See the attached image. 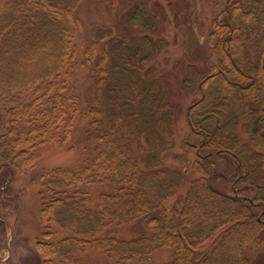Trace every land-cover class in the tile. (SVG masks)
Returning <instances> with one entry per match:
<instances>
[{
    "label": "trees",
    "instance_id": "16d2710c",
    "mask_svg": "<svg viewBox=\"0 0 264 264\" xmlns=\"http://www.w3.org/2000/svg\"><path fill=\"white\" fill-rule=\"evenodd\" d=\"M81 1L0 0V187L67 145L80 121L88 141L76 166L33 175L42 264H83L91 249L106 264H147L164 248L173 258L162 264L264 260V0H210L204 40L192 41L182 80L193 97L190 130L180 143L194 154L192 178L165 164L178 122L172 95L153 74L165 45L161 22L143 2L131 1L123 18L149 33L134 39L94 25L84 49L92 96L83 107L70 92ZM111 4L119 12L120 0ZM137 220V237L102 235ZM6 225L0 218V236ZM58 230L69 234L54 241Z\"/></svg>",
    "mask_w": 264,
    "mask_h": 264
},
{
    "label": "rangeland",
    "instance_id": "374dc122",
    "mask_svg": "<svg viewBox=\"0 0 264 264\" xmlns=\"http://www.w3.org/2000/svg\"><path fill=\"white\" fill-rule=\"evenodd\" d=\"M131 1L134 2V0H120L119 12L113 9L111 0H82L79 5L77 14L82 24L76 29L75 40L80 53L70 77V92L76 96L83 107L88 104L93 93L94 68L84 54V49L90 41L92 27L101 24L110 26L114 33L121 32L134 39L142 33H149L148 31L140 32L139 25H129L124 20V10ZM138 1L139 4L143 2L141 5L147 8L145 9L146 15H149L151 11L153 12L151 14L157 15L161 22L158 36L161 35L165 45L152 59L153 74L163 80V84L175 101V115L178 122L177 147L165 158V164L186 168L187 175L192 178L197 176L190 171L194 154H187L180 143L189 134L187 109L193 97L183 87L182 80L189 73L188 59L190 58L188 55L192 49V41L197 36L199 42H203L208 30L213 15L212 3L210 0ZM162 12L165 15H162ZM82 125L83 122L80 121L67 145L47 152L35 170L27 175H16L10 179V182L0 187V218L7 224L5 234L0 236L2 239L0 242L5 244L0 249L2 263L42 264L43 259L36 249L42 232L38 218L40 187L38 182L33 181V175L37 171L57 166L74 167L86 157L85 147L88 141ZM91 143L95 144L93 139ZM1 178L4 177L1 176ZM143 232L142 222L137 220L130 224L110 227L103 231L102 235L129 239ZM68 234L66 230H58L52 240L57 241ZM248 252L257 259L263 250L251 247ZM172 258L173 249L164 248L155 252L147 264H162L171 261ZM107 262L108 259L104 254L93 249L87 252L86 259L83 260V264H106ZM258 264H264V260H258Z\"/></svg>",
    "mask_w": 264,
    "mask_h": 264
}]
</instances>
